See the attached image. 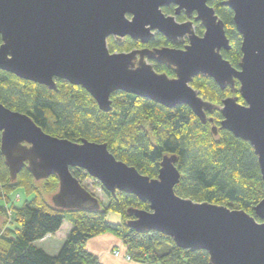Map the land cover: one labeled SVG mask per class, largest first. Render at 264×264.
<instances>
[{"label":"water","instance_id":"obj_1","mask_svg":"<svg viewBox=\"0 0 264 264\" xmlns=\"http://www.w3.org/2000/svg\"><path fill=\"white\" fill-rule=\"evenodd\" d=\"M210 0H0V70L57 90L64 80L85 89L103 112L112 110V95L125 92L166 108L186 105L203 124L215 105L192 86L194 78H212L228 97L220 109L222 129L249 142L258 157L264 183V0H227L242 36L239 69L222 51L231 49L224 22ZM174 6L173 14L163 9ZM185 14L189 19L179 22ZM204 28L199 36L190 19ZM184 49L161 47L111 52L110 37H130L148 44L155 34ZM173 68L175 77L155 70ZM212 121V120H211ZM217 135V127H213ZM0 150L11 179L27 167L35 181L57 176L51 200L62 210H99L100 200L71 169L85 171L112 195L123 192L149 203L150 210L129 208V228L138 233L159 232L191 252L204 250L211 264H264V198L254 216L239 209L182 198L177 155H164L157 178L141 174L118 160L106 143L72 142L43 131L27 114L0 102Z\"/></svg>","mask_w":264,"mask_h":264},{"label":"trees","instance_id":"obj_2","mask_svg":"<svg viewBox=\"0 0 264 264\" xmlns=\"http://www.w3.org/2000/svg\"><path fill=\"white\" fill-rule=\"evenodd\" d=\"M226 1L210 0L209 5L224 22L230 42L231 49L223 50L222 55L239 69L242 36L236 29L232 9L224 4ZM163 11L173 14L174 7ZM199 30L201 33L203 28L199 26ZM135 44L139 45L131 39L122 44L110 40L109 49L111 52L126 51ZM166 45L168 41L157 35L149 46L159 48ZM154 68L159 73L175 77L173 68L158 63ZM56 81L57 90L54 91L0 70V102L13 111L27 114L52 136L72 142L88 139L106 143L118 160L152 179L159 175L163 156L175 154L178 157L176 166L181 173V181L175 187L177 195L196 202L243 210L261 221L255 212L264 198L258 157L249 142L236 138L221 127L224 117L220 109L226 98L238 97L239 103L245 104L238 81L233 92L229 86L222 90L210 77L200 75L194 78L192 86L205 101L215 105L214 111L207 114L206 124L186 105L169 109L121 91L113 93L112 110L106 113L82 87L64 80ZM213 127H217V135H214ZM71 172L80 181L89 177L81 169L73 168ZM40 184L51 194L50 198L45 197ZM58 186L57 176L38 182L27 167L13 181L0 150V215L5 214L8 207L15 211L14 226L0 228V264H103L87 249V244L106 234L117 237L124 245L125 255L133 261L211 264L207 251L184 250L167 235L155 231L138 233L129 228L127 222L134 219L128 213L129 208L150 210L149 203L139 201L136 196L119 191L114 196L102 187L108 203L100 201L99 210H62L51 200ZM18 189L32 198L22 205L16 204L11 195ZM110 215H117L119 219L112 220ZM65 221L73 228L58 254L51 255L36 246L35 242L58 232Z\"/></svg>","mask_w":264,"mask_h":264},{"label":"rangeland","instance_id":"obj_3","mask_svg":"<svg viewBox=\"0 0 264 264\" xmlns=\"http://www.w3.org/2000/svg\"><path fill=\"white\" fill-rule=\"evenodd\" d=\"M81 182H82L83 186L87 190H89L95 197H97L101 202H103L105 204L108 203V200H107L105 194L103 193V191L101 189L102 185L101 184L98 185L97 184L98 181L96 179H93L92 177L89 176L87 178H83ZM40 188L42 189L43 193L45 194V197L46 198H50L51 194L49 192H46L43 189V184H40ZM57 190H58V187H57ZM11 198L16 204L22 205V204H24V202L26 200L31 199L32 196H28L24 190L18 189L13 195H11ZM8 206H10V204ZM14 215H15V211L13 209H11L10 207H8V211H6L5 214H1L0 215V228L6 229L9 226H14V224H15ZM110 218L112 220H118L119 219V217L117 215H110ZM66 223L70 224L68 221H65V224ZM60 233L61 234L65 233V230H62ZM107 235H112V234H107ZM112 236L115 237L114 235H112ZM115 238H117V237H115ZM63 242H64V239L60 240L59 237H57V238L56 237H54V238L52 237L51 240H47V241H44V242H38L37 241V245L36 246L45 248V251H47L49 253L50 252H57L56 250H58V249L57 248L55 249L54 245H56V247H57L58 245L60 246V244H63ZM122 247L124 248L123 243H122ZM113 249L114 248L111 249L110 253L113 251ZM124 250H125V248H124ZM54 254H56V253H54ZM122 255L123 254L121 253V257H122Z\"/></svg>","mask_w":264,"mask_h":264},{"label":"crops","instance_id":"obj_4","mask_svg":"<svg viewBox=\"0 0 264 264\" xmlns=\"http://www.w3.org/2000/svg\"><path fill=\"white\" fill-rule=\"evenodd\" d=\"M72 228L73 227L71 224H67V223L65 224V222H64L61 229L58 232H56L55 234H50V235L46 236L44 239L39 240L38 242H44L47 240H51L52 237L53 238L59 237L60 240L64 239V241H65V239L70 234ZM62 230H65V233L61 234L60 232ZM35 244L37 245V242H35ZM63 244H64V242H63ZM63 244H60V246L58 245L57 247H56V245H54V248L55 249L57 248L58 250H56L57 252H50L51 255H56L60 251ZM40 248H43V247H40ZM112 248H114L113 251L119 250L123 254L122 257L116 258L113 255V251L110 253ZM43 249L45 250V248H43ZM87 249L90 252H92L93 254L97 255L103 264H146V263H141V262H137V261H133V260L127 261L124 258L126 252H125L124 248L122 247L121 241L119 239L113 237L112 235L106 234V235H101V236L96 237L95 239L91 240L87 244ZM54 253H56V254H54Z\"/></svg>","mask_w":264,"mask_h":264},{"label":"flooded vegetation","instance_id":"obj_5","mask_svg":"<svg viewBox=\"0 0 264 264\" xmlns=\"http://www.w3.org/2000/svg\"><path fill=\"white\" fill-rule=\"evenodd\" d=\"M173 7H174V6H173ZM174 10H175V7H174ZM190 19L193 21V28H194L196 34L199 35V36H202V35L204 34V28L201 26V24H200L199 22H196V21H195V15H193ZM177 20H178L179 22H185V21H187V20H189V19L186 17L185 14H181L180 16L177 17ZM199 26H201V27L203 28V31H201V33H200V30H199ZM157 35H160V34H158V33L155 34V37H154L153 39H155ZM128 39H131L132 41H134V42H136V43H139V45H138V44H135V47H133V48H131V49H129V50H126V51L116 50L115 52H117V53H122V52H131V51H134V50H141V49H144V48H149V49L158 48V47H152V46H149L151 42H149L148 44H143V43H141L140 41H138V40H134V39H132V38H130V37H125V38H123V39H121V40L116 39V38H113V37H110V38L108 39V46H109V41H110V40H113V41L116 42V43H120V44H122V43H124V42H127ZM153 39H152V40H153ZM152 40H151V41H152ZM166 40H167V39H166ZM167 41H168V40H167ZM187 44H188V41H187V40H185L184 42H176V43L168 41V45H166V46H167V47H172V48L184 49L185 46H186ZM137 46H139V47H137ZM162 47H165V46H162ZM159 48H161V47H159ZM113 53H114V52H113ZM174 74H175V73H174Z\"/></svg>","mask_w":264,"mask_h":264},{"label":"built area","instance_id":"obj_6","mask_svg":"<svg viewBox=\"0 0 264 264\" xmlns=\"http://www.w3.org/2000/svg\"><path fill=\"white\" fill-rule=\"evenodd\" d=\"M113 255L116 257V258H120L121 257V252L118 250V251H113ZM124 258L127 260V261H131L132 258L129 256V255H125Z\"/></svg>","mask_w":264,"mask_h":264}]
</instances>
